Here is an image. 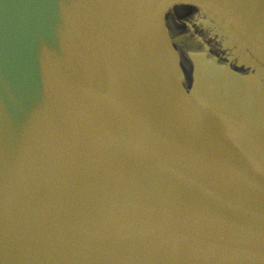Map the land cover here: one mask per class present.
I'll list each match as a JSON object with an SVG mask.
<instances>
[{"label": "water", "instance_id": "water-1", "mask_svg": "<svg viewBox=\"0 0 264 264\" xmlns=\"http://www.w3.org/2000/svg\"><path fill=\"white\" fill-rule=\"evenodd\" d=\"M0 264H264V0H0Z\"/></svg>", "mask_w": 264, "mask_h": 264}]
</instances>
